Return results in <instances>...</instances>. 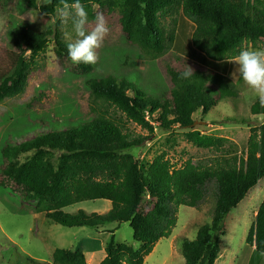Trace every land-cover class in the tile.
Segmentation results:
<instances>
[{"label": "trees", "instance_id": "obj_1", "mask_svg": "<svg viewBox=\"0 0 264 264\" xmlns=\"http://www.w3.org/2000/svg\"><path fill=\"white\" fill-rule=\"evenodd\" d=\"M81 3L89 15L97 5L100 13L111 14L116 0ZM59 4L60 0H50L39 7L38 0H22L25 11L41 12L55 20ZM179 10L194 26L192 46L209 60H234L240 50L256 48L264 41V0H125L120 23L126 41L152 61L162 58L174 48L177 36L174 29L166 33L161 20ZM61 29L59 20L41 30L12 20L8 33L17 52L9 69L0 74V104L24 93L31 64L27 53L34 60L54 40L57 57L65 69L76 77L90 76L84 86L93 98L91 115L80 117L76 126L53 129L20 145L7 144L1 153L4 167L0 187L11 189L22 202H37V213H45L48 221L64 228L99 231L109 225L129 224L140 248L117 243L112 230L102 264H144L157 244L171 237L180 207L200 209L212 194L215 204L211 222L200 227L194 240L183 239L182 254L185 264H217L228 216L264 179V123L251 129L244 156H223L210 165L188 162L176 168L163 154L152 163L140 164L127 152L144 146L150 138L129 132L128 123L147 130L157 114L162 129H190L195 115H209L220 102L239 106L241 89L222 74L194 73L181 79L182 72L173 70L170 100L164 95L145 96L126 79L118 83L111 78H96L94 65L73 64ZM35 100L26 103L28 108ZM111 110L121 113L125 122L115 118ZM250 114L264 115L259 99L251 106ZM188 139L198 148L216 151L226 143L224 138L199 131L190 132ZM58 150L63 155L54 165L48 156ZM31 151L36 153L33 160L14 164L19 154ZM97 200L110 202L111 210L102 215L83 210L65 212L74 205ZM246 241L264 254V201ZM44 264L87 262L81 249H57L52 262Z\"/></svg>", "mask_w": 264, "mask_h": 264}, {"label": "rangeland", "instance_id": "obj_2", "mask_svg": "<svg viewBox=\"0 0 264 264\" xmlns=\"http://www.w3.org/2000/svg\"><path fill=\"white\" fill-rule=\"evenodd\" d=\"M124 2L125 0H116L114 12L103 13L110 31L98 49V61L94 64L96 78H111L118 83L121 79H126L137 86L145 96L164 95L170 100L171 72L173 70L183 72L187 67V62L182 67L181 58L171 55V51L191 59V64L188 65L194 72L204 70L206 73H213L200 68V65L193 66V63L197 64L196 61L202 63L206 56L192 46L191 35L194 26L183 17L181 10L161 20L166 33L172 29L176 30L174 48L155 61L144 57L123 35L120 10ZM38 6H42V0H38ZM98 11L97 5L91 11L93 15L88 14L90 26L95 21ZM31 17L36 19L35 22L31 21ZM13 19L25 23L34 30L46 29L59 20L58 17L55 20L41 12L25 11L22 8V0H0V74L9 69L12 56L17 52L8 33ZM61 30L66 42L70 43L76 38L71 20L67 24L62 23ZM55 49V42L51 40L45 51L34 60L28 52L27 60L29 64L31 62L30 75L24 93L0 104V172L4 167L1 153L7 144L20 145L53 129L76 126L80 117L87 119L91 115L93 98L84 86V82L90 79V76L76 77L66 70ZM248 49L264 50V41L256 48L250 46ZM69 65L74 68L72 63ZM229 66L232 67V73L237 68L232 60L224 64L213 63L210 68L213 71H220ZM231 79L241 89L239 106L233 107L226 101L220 102L206 117L200 113L195 115V126L190 129H181L178 126L171 130L162 129L157 114L154 116L155 121L151 119L150 128L147 130L128 123L129 132L136 136H148L150 139L144 146L127 153L133 155L140 164L152 163L158 156L166 154L167 159L176 168L188 162L210 165L215 160H222L223 156L228 158L244 156L248 149L251 129L264 123V115L254 117L250 114L251 106L258 99L257 95L241 78L233 79L231 75ZM32 100L35 102L28 108L26 103ZM111 114L125 122L124 117L116 110H111ZM242 119L247 122L242 123ZM193 131L224 138L226 143L220 151L198 148L188 139V134ZM19 135L21 136L18 137ZM50 154L48 159L57 165L63 152L58 150ZM35 155L36 153L32 151L21 153L14 164L22 165L33 160ZM212 190L214 191V188ZM145 198L148 199L147 196ZM263 201L264 179L228 216L225 233L221 238L222 252L218 264H247L252 261L253 264H264V254L256 252L246 241ZM36 203L22 202L11 189L0 187V264L51 263L53 253L57 249L84 251L86 248L95 247L102 250V247H106L112 230H115L117 243L135 249L140 248V244L133 239L129 224L109 225L99 231L87 228L68 229L48 221L45 213H37ZM107 204L111 206L110 202L104 200L88 201L74 205L65 212L72 214L83 210L91 214L94 209H104ZM214 204V196L209 194L200 209L180 207L177 226L171 237L162 239L144 264H185L182 241L194 240L200 227L211 222ZM101 259L100 257L99 261Z\"/></svg>", "mask_w": 264, "mask_h": 264}, {"label": "clouds", "instance_id": "obj_3", "mask_svg": "<svg viewBox=\"0 0 264 264\" xmlns=\"http://www.w3.org/2000/svg\"><path fill=\"white\" fill-rule=\"evenodd\" d=\"M50 3V0H42V6ZM59 21L67 24L71 20L75 39L67 44V55L73 64L81 63L94 65L98 61V49L101 48L110 29L107 20L102 13H97L95 21L89 24L88 12L81 0H60L55 9ZM36 19L31 17V21ZM237 65L231 74L233 79L239 77L255 92L259 103L264 106V50L242 49L232 60ZM194 74V70L187 65L181 73V79H188Z\"/></svg>", "mask_w": 264, "mask_h": 264}, {"label": "crops", "instance_id": "obj_4", "mask_svg": "<svg viewBox=\"0 0 264 264\" xmlns=\"http://www.w3.org/2000/svg\"><path fill=\"white\" fill-rule=\"evenodd\" d=\"M171 53V55H173V56H176V58H181V66L183 67V64H185V62H187L186 64L188 65V64H191L190 63V61H191V59H189V58H187V57H185V56H182V55H180V54H176L175 52H173V51H171L170 52ZM228 62V61H227ZM195 63H197V64H194L193 63V66L195 67V65H200V68L202 67V68H205V69H207L208 71H211V72H213V73H218V74H222V75H225L226 77H228V78H230L231 79V74H232V67L231 66H229L228 68H225V69H222V70H220V71H213L211 68H210V66H212L213 65V63H217V64H224V63H226V62H215V61H212V60H209L207 57L205 58L204 57V59H203V61H202V63L201 62H199V61H196ZM194 73H206V71H197V72H194ZM232 80V79H231ZM206 117V116H205ZM193 126H195V124L193 125ZM203 134V133H202ZM111 208H112V205L111 206H109V204H107V206H104V209H99V208H96V209H94L93 211H91L92 213H98V214H104L105 213V211L107 212V211H110L111 210ZM103 211L102 213L100 212V211ZM91 213V214H92ZM105 248L106 247H102V250L100 249V248H95V247H92V248H86V249H84V255H85V257H86V262H88V263H90V264H102V262L105 260V258H106V251H105ZM252 249H254L255 250V248H253L252 247ZM256 251V250H255ZM221 252H222V250H221ZM222 256V255H221ZM100 257L102 258L100 261H99V259H100ZM218 260H219V258H218ZM218 260H217V262H218ZM146 261V260H145ZM87 263V264H88ZM218 264V263H217ZM235 264V263H234ZM247 264H253V261H252V263H250V262H248Z\"/></svg>", "mask_w": 264, "mask_h": 264}]
</instances>
